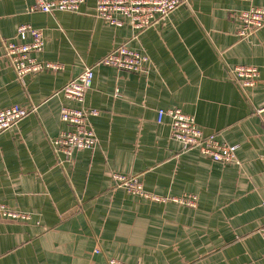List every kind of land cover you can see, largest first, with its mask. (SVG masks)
<instances>
[{"label": "crops", "instance_id": "1", "mask_svg": "<svg viewBox=\"0 0 264 264\" xmlns=\"http://www.w3.org/2000/svg\"><path fill=\"white\" fill-rule=\"evenodd\" d=\"M97 1L45 14L29 11L34 0H0V110L36 108L0 132V204L29 216H0V264H264V27L249 39L237 35L238 14L264 0H182L138 34L128 22L97 18ZM21 25L42 33L36 59L61 70L17 80L3 46L22 42ZM121 45L147 56V72L94 67L85 106L97 111V145L55 153L53 140L70 130L61 106H75L58 92ZM237 65L257 68L253 88L240 90L230 73ZM170 108L238 145L235 161L182 150L169 118L156 122ZM114 173L156 195H193L195 206L131 196Z\"/></svg>", "mask_w": 264, "mask_h": 264}, {"label": "built area", "instance_id": "2", "mask_svg": "<svg viewBox=\"0 0 264 264\" xmlns=\"http://www.w3.org/2000/svg\"><path fill=\"white\" fill-rule=\"evenodd\" d=\"M250 2L251 0H238ZM85 0H34L30 12L53 14L54 12H77ZM182 0H98L95 7L97 18L109 25L121 27L128 22L130 27L141 33L159 21L167 18ZM237 20L241 24L238 37L249 39L264 27V7H252L240 12ZM28 41H24L26 37ZM16 37L22 40L16 43L6 41L3 46V56L7 59L17 80L26 75H33L44 70L58 71L61 66L54 62H41L35 57L43 50L44 40L40 30L28 25H21L16 30ZM104 65L116 70L130 73H145L149 66V59L126 45H121L95 65L84 67L82 72L69 80L58 92L68 102L75 106L62 105L59 118L70 130L63 131L53 140L52 147L55 153L70 157L74 150H93L97 145L90 119L97 115V111L85 106V95L90 90L93 81L94 67ZM230 73L237 80L241 91L253 88L257 84L258 70L254 66L237 65L230 69ZM35 107L26 109L19 105H11L0 110V132L7 131L27 115L34 113ZM263 109L256 110L259 114ZM169 118L170 138L181 145L182 150L196 149L211 161L228 164L235 161L238 145L228 144L219 140L215 134L205 135L195 125L193 119L178 108L159 109L156 112V122L161 123L163 118ZM115 185L127 194L155 203L168 201L188 207L195 206V196H160L144 190L141 182L135 176L112 174ZM2 218L26 221L28 214L10 210L0 204ZM264 238V227L261 229ZM108 264H121L109 260Z\"/></svg>", "mask_w": 264, "mask_h": 264}]
</instances>
